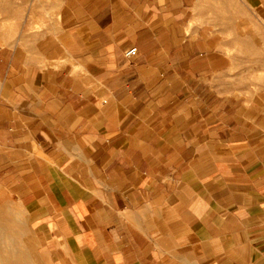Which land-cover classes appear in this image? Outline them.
Instances as JSON below:
<instances>
[{
    "label": "crops",
    "instance_id": "1",
    "mask_svg": "<svg viewBox=\"0 0 264 264\" xmlns=\"http://www.w3.org/2000/svg\"><path fill=\"white\" fill-rule=\"evenodd\" d=\"M79 9L0 49V205L75 264H264V99L137 94L113 0Z\"/></svg>",
    "mask_w": 264,
    "mask_h": 264
},
{
    "label": "rangeland",
    "instance_id": "2",
    "mask_svg": "<svg viewBox=\"0 0 264 264\" xmlns=\"http://www.w3.org/2000/svg\"><path fill=\"white\" fill-rule=\"evenodd\" d=\"M83 3L0 0V49L27 48L64 27L75 31L89 22ZM113 6L120 68L148 76L136 79L137 94H204L217 107L222 97L209 94H233L232 111L263 103L264 0H113ZM133 46L138 53L130 61L124 52ZM43 241L19 201L0 205V264H75L62 245L55 253Z\"/></svg>",
    "mask_w": 264,
    "mask_h": 264
},
{
    "label": "built area",
    "instance_id": "3",
    "mask_svg": "<svg viewBox=\"0 0 264 264\" xmlns=\"http://www.w3.org/2000/svg\"><path fill=\"white\" fill-rule=\"evenodd\" d=\"M138 53V48L136 46H133L124 52V56L126 57L127 60H133Z\"/></svg>",
    "mask_w": 264,
    "mask_h": 264
},
{
    "label": "bare ground",
    "instance_id": "4",
    "mask_svg": "<svg viewBox=\"0 0 264 264\" xmlns=\"http://www.w3.org/2000/svg\"><path fill=\"white\" fill-rule=\"evenodd\" d=\"M3 235V234H2ZM11 249V248H10ZM0 250H1V248H0Z\"/></svg>",
    "mask_w": 264,
    "mask_h": 264
}]
</instances>
